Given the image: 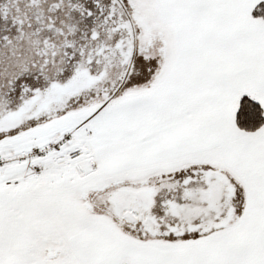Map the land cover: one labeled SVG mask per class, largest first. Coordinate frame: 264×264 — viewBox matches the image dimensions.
Instances as JSON below:
<instances>
[{
	"label": "snow or ice",
	"instance_id": "obj_1",
	"mask_svg": "<svg viewBox=\"0 0 264 264\" xmlns=\"http://www.w3.org/2000/svg\"><path fill=\"white\" fill-rule=\"evenodd\" d=\"M0 264H264V0H0Z\"/></svg>",
	"mask_w": 264,
	"mask_h": 264
}]
</instances>
